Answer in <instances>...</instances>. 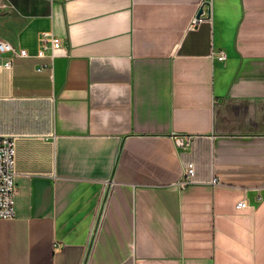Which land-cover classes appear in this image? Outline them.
<instances>
[{
    "label": "crops",
    "instance_id": "0c3cea01",
    "mask_svg": "<svg viewBox=\"0 0 264 264\" xmlns=\"http://www.w3.org/2000/svg\"><path fill=\"white\" fill-rule=\"evenodd\" d=\"M0 1V264H264V0Z\"/></svg>",
    "mask_w": 264,
    "mask_h": 264
},
{
    "label": "built area",
    "instance_id": "2783aa9c",
    "mask_svg": "<svg viewBox=\"0 0 264 264\" xmlns=\"http://www.w3.org/2000/svg\"><path fill=\"white\" fill-rule=\"evenodd\" d=\"M203 2V1H202ZM0 7L5 8V4L0 1ZM203 19L202 15L197 16V11L192 15L188 27L193 28L199 21ZM65 52L61 38L52 33H42L40 35L39 47L35 53L36 57H49L48 62L40 63L36 68L42 70L45 67L52 65V59L58 54ZM0 54L3 59L0 60V72L5 69H11L14 57L29 56V53L24 47H16L10 41L0 38ZM211 55L219 60L226 57L223 50L214 51ZM191 135L184 138V144L188 145ZM195 167L192 161L184 164V169L181 177L174 182L177 186H186L193 182ZM16 145L14 137L7 134H0V218L9 219L15 216V190H16ZM212 183H218L216 177L211 178ZM246 201L240 199L236 202V207L242 208L246 206Z\"/></svg>",
    "mask_w": 264,
    "mask_h": 264
},
{
    "label": "water",
    "instance_id": "95a60500",
    "mask_svg": "<svg viewBox=\"0 0 264 264\" xmlns=\"http://www.w3.org/2000/svg\"><path fill=\"white\" fill-rule=\"evenodd\" d=\"M204 3H205V2H203V3L199 6V8H198V10H197V16L202 15V13L204 12V7H203Z\"/></svg>",
    "mask_w": 264,
    "mask_h": 264
}]
</instances>
